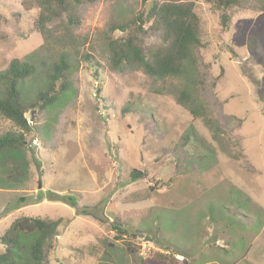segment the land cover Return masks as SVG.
<instances>
[{"label": "rangeland", "instance_id": "1", "mask_svg": "<svg viewBox=\"0 0 264 264\" xmlns=\"http://www.w3.org/2000/svg\"><path fill=\"white\" fill-rule=\"evenodd\" d=\"M243 1L225 23L216 1L197 2L195 63L156 80L110 61L109 40L128 34L111 27L143 0L83 4L76 24L63 15L47 38L36 4L0 0V75L15 59L34 67L21 88L29 106L62 53L78 66L71 95L26 115L37 130L25 148L0 153V238L20 217L61 219L42 264H264V0ZM145 30L146 48L161 43ZM203 105L212 128L191 114ZM9 132L0 116V137ZM17 264L35 263L26 250Z\"/></svg>", "mask_w": 264, "mask_h": 264}, {"label": "trees", "instance_id": "2", "mask_svg": "<svg viewBox=\"0 0 264 264\" xmlns=\"http://www.w3.org/2000/svg\"><path fill=\"white\" fill-rule=\"evenodd\" d=\"M97 0H23L22 5L27 9L36 4L40 8L37 20L39 32L47 38L51 34L48 25L55 19H61L67 15L70 25L78 21L77 7L86 3H95ZM143 0L146 9L135 13L128 23L113 25L111 31L128 32L127 36L120 41L110 39L109 49L111 51V66L114 69L131 67L143 71L149 77L156 80L182 75L187 63H195L196 52L203 47L201 40V21L196 13V3L201 0H165L164 2H152ZM216 1L217 9L224 12L223 23L227 21L226 11L244 8L246 2L243 0H207ZM264 11V6L261 7ZM149 30L159 32L161 43L149 48L145 47L143 35L145 27ZM6 37L0 32V42ZM249 48L260 54L261 44L259 40L251 36ZM66 54L62 53L59 61L52 66L49 75L48 88L46 91L38 92L34 105H28L24 100L21 88L22 84L34 73V67L28 62L13 60L8 69L0 75V81L4 83V90L0 92V116L11 121L18 132H9L0 137V153L6 150H21L26 146L27 136L34 130L36 125L30 124L27 114L32 109L38 108L45 111L60 102L62 96L72 94L73 88L70 84L69 75L76 64L72 65ZM186 100L185 94L180 99L183 105ZM206 106L203 111L191 110L194 117H203V121L209 128L217 123L205 117ZM132 175L137 178V171ZM73 205L76 200L68 197ZM24 200V199H21ZM62 220H43L40 218L20 217L16 219L6 233L0 238V245L4 251L0 253V264H17L18 254L28 250L35 264H42L45 260V249L58 236V228ZM119 233L125 231L115 228ZM29 237L33 243L27 247L22 243V238Z\"/></svg>", "mask_w": 264, "mask_h": 264}]
</instances>
